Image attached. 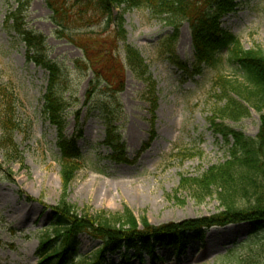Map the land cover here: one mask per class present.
Wrapping results in <instances>:
<instances>
[{"label": "rangeland", "instance_id": "374dc122", "mask_svg": "<svg viewBox=\"0 0 264 264\" xmlns=\"http://www.w3.org/2000/svg\"><path fill=\"white\" fill-rule=\"evenodd\" d=\"M231 3L234 10L224 15L223 29L238 37L245 50L264 54V0ZM16 7V0H0V80L16 87L20 124L15 134L19 156L7 159L0 150V264H38L36 251L51 221L49 209L58 205L63 185L57 130L43 111L48 73L27 62L24 45L4 28L6 15ZM116 13L123 14L128 43L139 50L156 83L154 112L147 100V85L129 71L125 90L118 95L121 118L116 123L133 161L129 164L113 162L112 151L103 144L106 126L98 104L112 103L113 112L119 114L117 104L101 94L91 108L85 106L92 74L74 68V62L83 58L82 51L56 38L46 0H33L26 12L27 28L47 37L49 58L63 66L60 91L69 102L65 133L68 137L77 130L83 133L78 145L84 168L70 186L69 202L93 211L119 213L129 208L139 221L146 217L155 226L218 215L224 208L217 194L200 201L191 181L229 158V146L210 123L216 110L224 106L215 79L222 73L241 80V72L226 63L220 71L204 69L201 76L190 78L167 53L163 43L169 41L173 29L161 18L146 8L122 7ZM174 49L176 58L188 66L195 63L187 22L181 25ZM260 117L251 109L239 121L224 122L254 139L261 127ZM79 241L84 256L100 245L87 236H80ZM126 255L129 264H153L156 258L155 264H264V232L244 223L215 226L205 232L203 241L190 242L180 256L175 248L157 246L153 253L121 250L107 259L117 264Z\"/></svg>", "mask_w": 264, "mask_h": 264}, {"label": "trees", "instance_id": "16d2710c", "mask_svg": "<svg viewBox=\"0 0 264 264\" xmlns=\"http://www.w3.org/2000/svg\"><path fill=\"white\" fill-rule=\"evenodd\" d=\"M32 1L16 0L17 7L6 15L4 28L24 45L27 62L48 73L43 111L57 130L63 193L58 205L49 209L51 221L36 251L38 264H114L107 255L122 249H134L139 255L143 251L153 253L157 246L175 248L180 256L191 241H203L205 232L215 226L244 223L251 224L256 232H264V54L245 50L238 37L223 29L224 15L234 10L232 0H46L56 38L82 51L83 58L74 62L75 70L92 74L85 106L91 108L101 94H107L106 99L118 106L116 114L112 103L98 104L106 126L103 144L112 151L110 159L117 164L133 163L116 123L121 118L117 99L125 90L127 71L147 85L152 112L157 108L156 83L139 50L128 43L123 14L116 13L117 9L146 8L170 26L173 33L163 44L168 46L172 62L190 78L201 76L204 69L220 71L226 63L241 72V80L222 73L215 79L218 98L224 106L216 110L210 123L215 134L229 146V158L191 181L198 189V200L217 194L223 211L211 218L161 226L152 225L146 217L139 221L129 208L113 213L79 208L69 202L70 186L84 168V155L78 145L83 133L77 130L72 137L65 133L69 102L60 91L63 66L49 58L47 37L27 28L26 12ZM184 22L190 28L195 52L192 66L175 56L174 47ZM101 28L103 31H98ZM18 103L15 85L0 80V150L7 159L20 154L15 142L20 129ZM251 109L261 114V127L254 139L224 122L239 121L249 116ZM79 119L77 113L76 120ZM186 181L183 180L182 187ZM241 201L245 204L240 205ZM80 236L99 242V247L90 255H82ZM126 260L127 255L117 264H129Z\"/></svg>", "mask_w": 264, "mask_h": 264}]
</instances>
